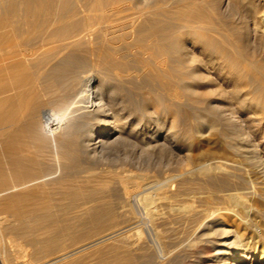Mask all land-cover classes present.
Returning <instances> with one entry per match:
<instances>
[{
	"label": "bare ground",
	"instance_id": "1",
	"mask_svg": "<svg viewBox=\"0 0 264 264\" xmlns=\"http://www.w3.org/2000/svg\"><path fill=\"white\" fill-rule=\"evenodd\" d=\"M7 39L0 264H264V0H0Z\"/></svg>",
	"mask_w": 264,
	"mask_h": 264
},
{
	"label": "rangeland",
	"instance_id": "2",
	"mask_svg": "<svg viewBox=\"0 0 264 264\" xmlns=\"http://www.w3.org/2000/svg\"><path fill=\"white\" fill-rule=\"evenodd\" d=\"M224 10H225V12H217V14H216V16L217 17H222V18H226L225 17V15H227V17H230V18H232L233 20H236V17L238 16L236 13H234V12H232V11H228V9L227 8H224ZM229 12V13H228ZM12 28H13V23H12V26H11ZM193 43L195 42V40H193L192 41ZM2 47H3V49H0V62H2V61H7V60H9V59H11L10 57H12L13 56V54H11L10 52L11 51H13V40L12 39H7L6 40V42L4 43V44H2ZM200 46L198 45H196L195 46V51L197 52V53H199V54H202L201 53V51L200 50H202L201 48H199ZM252 47H254V46H252ZM37 91L38 92H40V91H42V92H40V94L42 93V94H45V91H44V89H43V85L42 84H40V83H38V85H37ZM197 118V116H192V115H190V120L191 121H193V120H195ZM196 139V138H195ZM194 141H196V140H194ZM199 141V139L197 138V141L196 142H198ZM130 151V152H129ZM124 152H125V154H127L128 153V155H130L129 157H132V155H133V153L131 152V150H121V152H117V154H120V155H125L124 154ZM115 155V154H114ZM111 157H113V156H111ZM148 157V156H147ZM147 157H146V160H144L142 163H140V168L138 169V167H136V166H133V165H130V163H128V164H120L119 162H117V163H115V162H112L110 159H108L105 163H100L99 164V167L98 168H96L95 170L96 171H101V169L102 168H106V169H118V171H121V169L123 170V166L125 165L126 167L128 166V168L130 167V169H132L133 170V172H142V173H146L147 175H151V178L150 179H160V178H163L165 175H170V174H173V173H175L176 172V167H175V165L173 164V163H170L169 162V159H168V155H164L163 154V156H162V158H160V156H156V157H148V159H147ZM145 159V158H144ZM44 160H45V158H44ZM46 166H49L50 164L49 163H47V161H45V163H44ZM142 164V165H141ZM119 165H121V166H119ZM51 166V165H50ZM133 166V167H132ZM161 166V167H160ZM118 167H120V168H118ZM147 168H149V169H147ZM144 171H143V170ZM146 169V170H145ZM138 170V171H137ZM141 170V171H140ZM74 171H76V170H74ZM174 171V172H173ZM88 172V173H87ZM89 174L90 172L89 171H82V172H79V175H82V176H84V174ZM127 174H129V172H127ZM86 176V175H85ZM153 177V178H152ZM182 195H185V194H182ZM53 198L55 197V198H60L61 197V195H59V194H54L53 196H52ZM51 197V198H52ZM60 201L61 200H59L58 201V205L59 206H63V203H64V201H62L61 203H62V205H61V203H60ZM141 211V220L143 221V222H147L148 221V217L147 216H145L144 214H143V212H142V210H140ZM58 214H60V215H63V213L61 212V211H59L58 212ZM1 216V215H0ZM175 223V224H174ZM176 223H178V222H172L171 223V226H177V229H178V227H180L181 225L182 226H184V224H180V223H178V224H180V225H176ZM164 226L165 225H162V227L164 228ZM181 226V230H179V232H178V234L179 235H181V237L179 236V238L180 239H178L180 242H182V243H184L185 241H186V238H187V234H186V232H184V230H183V228L184 227H182ZM183 236V237H182ZM183 238V239H182ZM171 239V238H170ZM185 239V240H184ZM171 241V243H172V241L173 240H170ZM178 242V241H177ZM120 246H121V242H120ZM13 245H12V249H13ZM104 248V250L106 251L107 250V246H102L100 249H103ZM77 261V262H76ZM78 261H79V259H75V260H73V261H71V262H73V264H75L74 262H76V263H78ZM71 262H69V264H72Z\"/></svg>",
	"mask_w": 264,
	"mask_h": 264
}]
</instances>
